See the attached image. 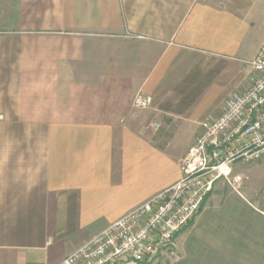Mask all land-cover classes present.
<instances>
[{
  "label": "crops",
  "instance_id": "0c3cea01",
  "mask_svg": "<svg viewBox=\"0 0 264 264\" xmlns=\"http://www.w3.org/2000/svg\"><path fill=\"white\" fill-rule=\"evenodd\" d=\"M263 46L257 0H0V264H58L179 182Z\"/></svg>",
  "mask_w": 264,
  "mask_h": 264
},
{
  "label": "built area",
  "instance_id": "2783aa9c",
  "mask_svg": "<svg viewBox=\"0 0 264 264\" xmlns=\"http://www.w3.org/2000/svg\"><path fill=\"white\" fill-rule=\"evenodd\" d=\"M251 86L235 93L221 115L200 124L181 163L179 182L133 209L58 264H146L174 244L221 181L231 183L237 164L264 160V46L250 62ZM153 98L139 95L136 109Z\"/></svg>",
  "mask_w": 264,
  "mask_h": 264
},
{
  "label": "rangeland",
  "instance_id": "374dc122",
  "mask_svg": "<svg viewBox=\"0 0 264 264\" xmlns=\"http://www.w3.org/2000/svg\"><path fill=\"white\" fill-rule=\"evenodd\" d=\"M257 3L264 13V0ZM233 178L231 183L221 181L201 216L178 235L163 255L146 264H262L250 255V241L244 254L234 236L237 228H242L250 237L249 209L264 213V160L237 164ZM246 219V226L244 222L238 225Z\"/></svg>",
  "mask_w": 264,
  "mask_h": 264
}]
</instances>
